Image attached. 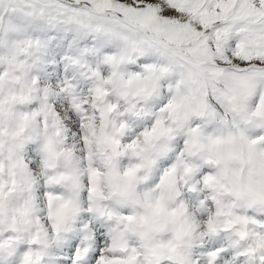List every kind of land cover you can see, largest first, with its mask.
Masks as SVG:
<instances>
[{
	"label": "snow or ice",
	"instance_id": "snow-or-ice-1",
	"mask_svg": "<svg viewBox=\"0 0 264 264\" xmlns=\"http://www.w3.org/2000/svg\"><path fill=\"white\" fill-rule=\"evenodd\" d=\"M0 264H264V0H0Z\"/></svg>",
	"mask_w": 264,
	"mask_h": 264
}]
</instances>
